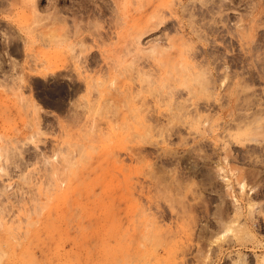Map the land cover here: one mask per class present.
Segmentation results:
<instances>
[{
	"label": "rangeland",
	"instance_id": "obj_1",
	"mask_svg": "<svg viewBox=\"0 0 264 264\" xmlns=\"http://www.w3.org/2000/svg\"><path fill=\"white\" fill-rule=\"evenodd\" d=\"M47 1L2 13L0 264H264V0Z\"/></svg>",
	"mask_w": 264,
	"mask_h": 264
},
{
	"label": "bare ground",
	"instance_id": "obj_2",
	"mask_svg": "<svg viewBox=\"0 0 264 264\" xmlns=\"http://www.w3.org/2000/svg\"><path fill=\"white\" fill-rule=\"evenodd\" d=\"M9 1V0H8ZM13 1V0H12ZM16 1H18L21 5H22V7H24L27 11H29V12H31V14L32 13H36L39 9H38V5H39V0H16ZM83 2V1H82ZM114 2H116L115 0H112V3H114ZM54 3H55V5H56V0L55 1H53L52 2V0H48L47 1V5H46V7L45 8H48L49 9V11H50V9H54L55 7H53V5H54ZM83 4V3H82ZM81 4V5H82ZM114 4H116V3H114ZM9 5H11L10 3H8L7 2V0H0V25L2 26V28L3 27H6L7 28V26H8V23H12V25H14V21H11L10 19H8V18H6V17H4V16H2V13H4V12H6L8 9H7V6H9ZM83 6V5H82ZM23 8V9H24ZM44 8V7H43ZM44 8V9H45ZM45 10H47V9H45ZM80 10V9H79ZM53 11V10H52ZM8 12V11H7ZM9 12H10V10H9ZM55 12H57L56 11V9H55ZM49 13V12H48ZM35 15V14H34ZM51 15H53V14H51ZM38 16V15H37ZM55 17V16H54ZM45 18V17H44ZM50 18H51V16H49V20H50ZM45 19H47V18H45ZM52 20V19H51ZM55 20V19H54ZM14 22V23H13ZM55 22H56V20H55ZM8 29V28H7ZM2 30H5V29H2ZM10 30H12V28L11 29H9V30H7V34H8V36H7V34L6 33H0V36H6L7 38H8V43H12V45L11 46H9V52L10 53H12V54H15V55H21V53L23 52V51H21L22 50V48L20 47V45H19V43H17V42H15V40H13V39H11V34L13 33V30H12V32L10 31ZM58 30V29H57ZM79 30V29H78ZM1 31V30H0ZM63 31V30H62ZM76 31V30H75ZM3 32V31H2ZM79 32V31H78ZM14 33H15V31H14ZM75 34V33H74ZM40 34H38V36H39ZM76 36V35H75ZM39 37H41V36H39ZM38 37V38H39ZM79 37V36H78ZM37 38V37H36ZM42 38V37H41ZM34 39V38H33ZM44 39H46V41L44 42L43 41V39H42V43H46V44H48V45H50V47H51V44H59L60 45V43H63V42H65V40H66V36H64V34H62L61 33V31L59 30V33H56V34H54V35H48L47 37H45ZM39 41V40H38ZM32 42V41H31ZM33 43V42H32ZM38 43V42H37ZM80 44V43H79ZM36 45V44H35ZM54 45V46H55ZM47 46V45H46ZM71 46V45H70ZM25 47V46H24ZM23 47V48H24ZM26 49V48H25ZM81 49H82V47H81ZM78 50V49H77ZM25 51V50H24ZM26 51H28V50H26ZM73 51V50H72ZM23 54V53H22ZM26 54V53H25ZM78 55V54H77ZM77 57V56H76ZM78 58H79V56H78ZM77 59V58H76ZM37 60H41V59H37ZM83 61V60H82ZM39 62V61H38ZM79 63V62H78ZM1 65V64H0ZM11 68H10V70L13 72L14 71V73H11L12 74V76L14 75V76H16V75H18L17 76V78L15 77V78H12V82L13 81H17V82H21L22 81V78L20 77V74L21 73H23V69H24V67L23 66H20V67H18L17 66V64L16 63H13L12 64V66H10ZM186 67V66H185ZM0 69L1 70H3V67L2 66H0ZM35 69V68H34ZM192 69V68H191ZM183 70H184V68H183ZM1 72V71H0ZM3 72V71H2ZM186 72V71H185ZM190 72V71H189ZM188 72V73H189ZM10 74V75H11ZM40 74L42 75V76H45V74L43 73V72H40ZM191 74V73H190ZM86 80V79H85ZM84 80V81H85ZM97 80H99V79H97ZM89 82H91L90 80H88V81H85V83L88 85V84H91V83H89ZM1 84V83H0ZM95 85V84H94ZM98 85V84H97ZM1 87H0V93L1 94H4V92L6 91V89L4 90V89H2V86L4 87L5 85H0ZM92 87H90L89 85L87 86L88 87V89H90L89 91H91L92 90V88L94 87L93 85H91ZM14 87V86H13ZM77 87V86H76ZM87 87H86V89H87ZM20 88V87H19ZM18 88V89H19ZM17 89V90H18ZM74 89H75V87H74ZM85 89V88H84ZM87 89V90H88ZM13 91V90H11V94H12V96L15 98V100L17 101V102H19V103H24L26 100L22 97L23 95H21V93L20 92H18V91ZM79 90V89H78ZM87 90H86V92H87ZM20 91V90H19ZM76 91H77V89H76ZM88 91V92H89ZM139 93V92H138ZM89 94V93H88ZM88 94H86V95H88ZM140 94H138V96H139ZM83 97V96H82ZM88 97V96H87ZM110 98V97H109ZM134 98H136V96L134 97ZM140 98V97H139ZM88 99V98H87ZM90 99V98H89ZM103 99V98H102ZM92 101V100H91ZM26 102H28V104L30 105L29 107L31 108L30 110H31V113H32V115H33V119L32 120H40L39 118V116H38V114H39V110H40V107L32 100V98H30L28 101H26ZM93 102V101H92ZM95 103V102H94ZM85 104V103H84ZM92 104V103H91ZM23 106V105H22ZM79 106V105H78ZM85 106V105H84ZM101 106V105H100ZM100 106H98V107H100ZM26 107V106H25ZM28 107V106H27ZM84 108V107H83ZM74 109V108H73ZM86 110H88V109H90L91 110V112L89 111V113L90 114H92V110L93 109H91V107L89 108V106H88V109L87 108H85ZM100 109V108H99ZM30 110H28V111H30ZM101 110V109H100ZM100 111H98L97 112V115H98V113H99ZM87 114V113H86ZM100 114V113H99ZM88 115V114H87ZM95 115V114H94ZM96 115V116H97ZM91 115H89V117H90ZM92 116H93V114H92ZM90 117V118H93V117ZM99 117H100V115H99ZM85 118V117H84ZM89 118V119H90ZM94 120H96V117H94L93 118ZM92 119V120H93ZM91 120V119H90ZM3 150V151H2ZM4 148H3V146H1L0 147V158H2V157H4V159L5 160H8L7 159V157L5 156V154H4ZM9 155V154H8ZM6 157V158H5ZM9 159H10V157H9ZM3 165V164H2ZM2 165L0 164V171H3V168H4V166L2 167ZM28 234V233H27ZM20 238V237H19ZM18 243H20L19 241H17ZM18 243L16 244L17 245V247H18ZM20 245V244H19ZM2 250H0V261H1V259H2V256H3V252H1ZM13 252V251H12ZM4 258V257H3ZM56 260V259H55ZM51 261V260H50ZM1 263V262H0ZM46 263V262H45ZM51 264V263H50Z\"/></svg>",
	"mask_w": 264,
	"mask_h": 264
}]
</instances>
